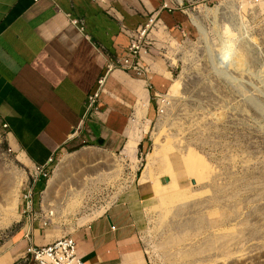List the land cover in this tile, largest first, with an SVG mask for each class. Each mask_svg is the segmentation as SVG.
I'll return each mask as SVG.
<instances>
[{"label": "rangeland", "instance_id": "rangeland-1", "mask_svg": "<svg viewBox=\"0 0 264 264\" xmlns=\"http://www.w3.org/2000/svg\"><path fill=\"white\" fill-rule=\"evenodd\" d=\"M173 1V25L145 34L149 75L132 76L151 93L143 145L60 158L55 218L92 220L137 186L149 264H264V0ZM34 172L0 127V246Z\"/></svg>", "mask_w": 264, "mask_h": 264}, {"label": "crops", "instance_id": "crops-1", "mask_svg": "<svg viewBox=\"0 0 264 264\" xmlns=\"http://www.w3.org/2000/svg\"><path fill=\"white\" fill-rule=\"evenodd\" d=\"M162 6V0H0V127L34 170L55 159L53 179L35 188L34 213L25 214L22 202L18 227L0 246V264L66 236L75 239L84 264H149L141 241L145 194L132 186L102 215L65 227L55 218L61 170L54 169L86 144L143 145L152 120L149 84L108 66L126 55L150 18L173 25L175 15ZM97 92L98 111L91 114Z\"/></svg>", "mask_w": 264, "mask_h": 264}, {"label": "built area", "instance_id": "built-area-1", "mask_svg": "<svg viewBox=\"0 0 264 264\" xmlns=\"http://www.w3.org/2000/svg\"><path fill=\"white\" fill-rule=\"evenodd\" d=\"M40 2L42 0H34ZM49 1V0H48ZM97 4H105L108 0H92ZM163 10L172 11L175 10L173 0H162ZM157 17H152L149 20V24L146 28L139 31L131 37V44L127 50L126 55L122 59H118L116 62H112L108 66L109 72L114 70H121L127 74H131L137 77L145 78L149 75L150 70L146 67L143 59V52L145 48V34L149 28L156 25L159 21ZM83 30V27H81ZM105 83L101 81V86ZM100 98V92L89 99V113L93 114L98 111V101ZM55 159L51 158L49 162L44 166H36L33 177V181L24 188L22 193V202L25 205V214L34 213V198L35 188L39 183L49 182L51 180ZM53 216V214H51ZM84 264L83 260L79 257L77 251V243L72 236L63 237L53 244L46 247L31 246L24 256L19 259L15 264Z\"/></svg>", "mask_w": 264, "mask_h": 264}, {"label": "bare ground", "instance_id": "bare-ground-1", "mask_svg": "<svg viewBox=\"0 0 264 264\" xmlns=\"http://www.w3.org/2000/svg\"><path fill=\"white\" fill-rule=\"evenodd\" d=\"M164 100H166L165 97H164ZM166 104H168V103H166ZM167 106H168V105H167Z\"/></svg>", "mask_w": 264, "mask_h": 264}]
</instances>
